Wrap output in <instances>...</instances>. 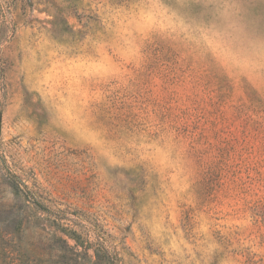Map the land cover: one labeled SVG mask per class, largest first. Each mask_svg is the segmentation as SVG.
I'll return each instance as SVG.
<instances>
[{"label": "rangeland", "instance_id": "obj_1", "mask_svg": "<svg viewBox=\"0 0 264 264\" xmlns=\"http://www.w3.org/2000/svg\"><path fill=\"white\" fill-rule=\"evenodd\" d=\"M0 264H264V0H0Z\"/></svg>", "mask_w": 264, "mask_h": 264}, {"label": "trees", "instance_id": "obj_2", "mask_svg": "<svg viewBox=\"0 0 264 264\" xmlns=\"http://www.w3.org/2000/svg\"><path fill=\"white\" fill-rule=\"evenodd\" d=\"M16 188H18V186H15Z\"/></svg>", "mask_w": 264, "mask_h": 264}]
</instances>
